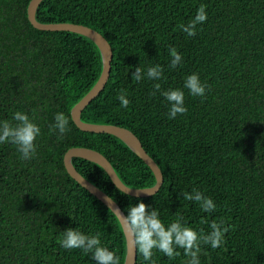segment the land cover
Returning a JSON list of instances; mask_svg holds the SVG:
<instances>
[{
	"label": "trees",
	"instance_id": "trees-1",
	"mask_svg": "<svg viewBox=\"0 0 264 264\" xmlns=\"http://www.w3.org/2000/svg\"><path fill=\"white\" fill-rule=\"evenodd\" d=\"M29 0H0V121L26 113L41 129L36 156L20 158L16 146L0 143V264H96L91 253L67 250L58 239L67 228L100 233L101 244L123 263L125 238L115 214L73 179L63 163L65 151L85 146L102 153L130 187L155 182L149 166L122 140L105 132L78 128L70 109L95 83L101 67L96 44L70 30L34 27L27 18ZM206 5L207 20L189 37L187 24ZM41 22L83 23L99 31L112 49L103 89L81 111L82 120L130 129L161 169L163 182L148 196L119 190L107 172L83 157L75 168L112 197L127 215L143 202L156 208L167 225L176 213L188 226L210 231L208 222L224 220L225 243L202 245L201 264H264V0H41ZM182 56L168 67L169 48ZM159 64L164 79H132L137 66ZM197 73L205 95L184 88ZM184 91L186 114L168 118L169 103L152 95ZM126 89L127 108L117 98ZM63 112L70 129L62 139L50 131ZM15 123V121H13ZM195 188L216 205L212 213L183 199ZM153 250L157 264H182ZM135 264H147L136 249Z\"/></svg>",
	"mask_w": 264,
	"mask_h": 264
},
{
	"label": "clouds",
	"instance_id": "clouds-1",
	"mask_svg": "<svg viewBox=\"0 0 264 264\" xmlns=\"http://www.w3.org/2000/svg\"><path fill=\"white\" fill-rule=\"evenodd\" d=\"M206 20V5L201 3L194 18L186 25L181 24L179 27L189 37H194L197 34V25L204 23ZM169 55L171 61L168 67L170 69L177 68L183 59L181 54L175 47H170ZM163 73L164 69L159 64L148 67L146 71L141 66H137L132 73V79L140 82L146 76L149 80L159 81L164 79ZM183 87L188 89L194 97H203L206 88L210 90L209 85L200 82L197 73L187 75ZM153 89L155 91L152 95H156V92L159 91L169 103V119H175L178 114H186L187 108L184 105L183 90L180 88L162 90L160 83H154ZM127 96L126 89L119 90L117 98L124 108H127L130 104ZM54 119L55 123L50 125L49 130L58 132V139H62L70 131L68 128L69 119L63 112L56 113ZM34 120L35 117L30 119L26 113L15 111L11 121H0V143L15 145L16 150L20 153V158L25 161L36 156L37 145L35 141L40 135L41 129ZM141 190L149 192L147 189ZM182 196L184 200L198 203L200 209L205 213H212L216 210L213 200L195 188L191 192H182ZM121 216L132 236L134 246L147 264H157L156 259L153 258L154 249L164 253L169 260L181 256V252L177 249H182L183 255L186 257L182 264H201L200 255H208L207 252L202 253V245H208L212 249L221 247L225 243V233L229 231V227L225 226L224 220L208 222L203 218L200 223H208L210 231L205 232L203 228L197 231L187 225L181 213H176L175 219L165 225L160 219L159 211L154 207L149 209V206L143 202L131 205L128 207L127 215L121 214ZM58 242L64 249H81L84 253H91L96 264H120V258L115 252L101 244L99 232L94 235H87L78 228H67L63 231V235L58 239Z\"/></svg>",
	"mask_w": 264,
	"mask_h": 264
},
{
	"label": "water",
	"instance_id": "water-1",
	"mask_svg": "<svg viewBox=\"0 0 264 264\" xmlns=\"http://www.w3.org/2000/svg\"><path fill=\"white\" fill-rule=\"evenodd\" d=\"M41 0H29L27 5V18L36 28L46 30H70L88 36L99 48L101 54L102 67L100 74L91 88L73 104L70 109L71 119L74 124L84 131L105 132L113 134L122 140L132 151H134L150 168L155 177V182L151 186L130 187L124 184L116 174L110 161L99 151L85 147H69L63 155V163L69 175L81 186L101 200L118 219L125 238V255L122 264H135L136 247L132 236L128 232L126 224L123 222L121 214L125 215L119 204L110 197L105 191L84 177L73 165L72 157L79 156L99 164L108 174L113 184L121 191L133 196H148L155 193L163 182V175L160 167L154 159L143 148L138 137L128 128L116 124L92 123L81 119L82 109L103 89L110 72L112 49L107 39L96 29L83 23L70 21L41 22L35 17L36 8ZM141 189H147L145 192Z\"/></svg>",
	"mask_w": 264,
	"mask_h": 264
}]
</instances>
